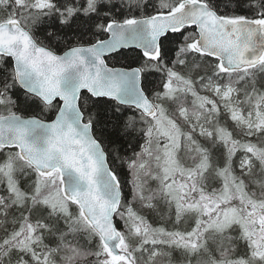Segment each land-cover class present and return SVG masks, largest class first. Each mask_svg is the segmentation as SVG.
I'll list each match as a JSON object with an SVG mask.
<instances>
[{"label": "snow or ice", "instance_id": "snow-or-ice-1", "mask_svg": "<svg viewBox=\"0 0 264 264\" xmlns=\"http://www.w3.org/2000/svg\"><path fill=\"white\" fill-rule=\"evenodd\" d=\"M0 264H264V0H0Z\"/></svg>", "mask_w": 264, "mask_h": 264}]
</instances>
